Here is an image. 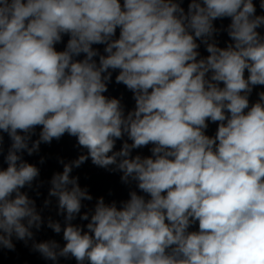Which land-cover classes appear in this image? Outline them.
Returning <instances> with one entry per match:
<instances>
[{
  "label": "clouds",
  "instance_id": "1",
  "mask_svg": "<svg viewBox=\"0 0 264 264\" xmlns=\"http://www.w3.org/2000/svg\"><path fill=\"white\" fill-rule=\"evenodd\" d=\"M185 2L0 0V250L15 238L53 262L264 264V90L250 100L264 88V14L254 0ZM114 73L131 109L106 95ZM65 134L86 153L50 181L61 246L35 239L44 219L24 190L40 170L24 155ZM89 158L122 173L119 206L101 196L82 213L93 196L71 173Z\"/></svg>",
  "mask_w": 264,
  "mask_h": 264
}]
</instances>
